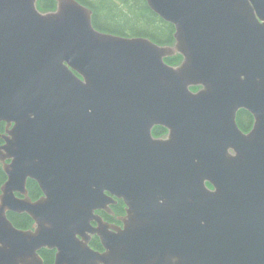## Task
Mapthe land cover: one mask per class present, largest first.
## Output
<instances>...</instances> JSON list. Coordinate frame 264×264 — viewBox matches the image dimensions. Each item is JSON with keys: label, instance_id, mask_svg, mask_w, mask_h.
<instances>
[{"label": "water", "instance_id": "obj_1", "mask_svg": "<svg viewBox=\"0 0 264 264\" xmlns=\"http://www.w3.org/2000/svg\"><path fill=\"white\" fill-rule=\"evenodd\" d=\"M55 1L0 0V264H264V0H146L173 45ZM117 199L122 226L96 213Z\"/></svg>", "mask_w": 264, "mask_h": 264}, {"label": "trees", "instance_id": "obj_2", "mask_svg": "<svg viewBox=\"0 0 264 264\" xmlns=\"http://www.w3.org/2000/svg\"><path fill=\"white\" fill-rule=\"evenodd\" d=\"M91 9L93 26L104 32L121 36H143L147 37L159 45H173L174 26L163 20L148 6L146 0H78ZM37 8L42 11H51L56 8L55 0H37ZM164 60L171 65H178L182 60V55L175 53L167 56ZM237 123L242 130H246L251 124V115L244 109H240ZM3 123L0 129L3 130ZM152 133L162 136L166 133L163 126H154ZM6 176L0 165V185L5 181ZM26 187L28 195L32 199L38 198L42 192L34 180H27ZM112 214L103 212V217L108 221H116L117 216L124 213V204L118 200L111 206ZM9 220L14 226L22 229L30 228L33 224L31 217L26 213L7 212ZM90 246L101 250L102 245L99 238L94 235L90 239ZM44 264H52L54 260V250L42 248L39 251Z\"/></svg>", "mask_w": 264, "mask_h": 264}, {"label": "flooded vegetation", "instance_id": "obj_3", "mask_svg": "<svg viewBox=\"0 0 264 264\" xmlns=\"http://www.w3.org/2000/svg\"><path fill=\"white\" fill-rule=\"evenodd\" d=\"M196 90V89H195ZM245 110V109H244ZM239 112V111H238ZM238 112H237V114H238ZM248 112V111H247ZM249 113V112H248ZM250 114V113H249ZM251 115V114H250ZM0 123H3V122H0ZM252 125H253V116L251 115V124H250V127L248 128V129H246V130H244V131H248L251 127H252ZM3 126H4V128H3V130L2 129H0V133H4L5 132V130H6V125L3 123ZM4 143V141L0 138V145L1 144H3ZM10 160L9 159H5V162H9ZM5 162H3V161H1L0 160V165H1V169L3 170V172L5 173V171H4V169H3V164L5 163ZM5 176H6V173H5ZM6 178H7V176H6ZM6 180V179H5ZM28 180H31V179H28ZM4 183V182H3ZM2 183V184H3ZM1 184V185H2ZM1 185H0V187H1ZM18 195V194H17ZM18 196H21V195H18ZM15 213V212H14ZM102 213V212H101ZM116 224H118V225H121V223H120V221H114Z\"/></svg>", "mask_w": 264, "mask_h": 264}]
</instances>
